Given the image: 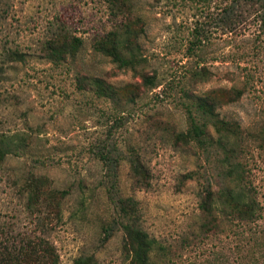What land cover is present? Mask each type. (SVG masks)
I'll return each instance as SVG.
<instances>
[{"label":"rangeland","instance_id":"1","mask_svg":"<svg viewBox=\"0 0 264 264\" xmlns=\"http://www.w3.org/2000/svg\"><path fill=\"white\" fill-rule=\"evenodd\" d=\"M218 1L131 0L129 19L141 31L136 42L143 60L123 69L90 47L118 21L103 0H0V132L23 135L26 143L23 155L10 154L0 165V221L14 231L46 235L60 264L80 254H92L98 264H121L119 196L136 201L138 224L163 243L192 226L198 194L207 183L215 188L219 177L214 156L205 161L193 143L175 139L174 132L186 126L183 92L215 89L221 100L232 87L242 88L239 98L217 108L218 116L245 132L264 121V37H255L251 25L225 30L215 15ZM56 13L82 43L75 54L51 62L39 43ZM195 20L206 80L189 72L197 58L186 50ZM7 49L22 52L23 60L9 57ZM82 75L127 84L136 93L116 124L110 102L77 88ZM142 75L153 76L154 86L143 84ZM135 159L142 168L137 176L131 170ZM248 165L264 229V152L253 150ZM26 171L44 175L46 189L67 191L59 221L21 206L15 181ZM106 225L112 230L104 239ZM207 247L190 258L199 264H264V240L251 246L221 238ZM215 250L220 258L208 253Z\"/></svg>","mask_w":264,"mask_h":264},{"label":"trees","instance_id":"2","mask_svg":"<svg viewBox=\"0 0 264 264\" xmlns=\"http://www.w3.org/2000/svg\"><path fill=\"white\" fill-rule=\"evenodd\" d=\"M208 2L209 0H203ZM110 16L117 17L115 27L91 41V49L114 63L118 68L134 69L143 60L137 50L136 39L141 31H136L129 19L131 0H103ZM215 15L225 30L253 26L255 37H264V0H219L215 2ZM218 10V11H217ZM186 46L188 55H195V66L189 72L192 77L206 80L207 73L203 59L197 50L201 44L199 21H193ZM44 38L39 43L41 54L51 62L63 60L75 54L81 39L73 35L64 16L53 14L47 22ZM7 55L23 60V53L7 49ZM198 63H202L197 66ZM194 69V70H193ZM153 76L142 75V83L154 86ZM77 88L87 89L97 97L112 104L115 114L112 123L121 118L125 104L134 102L135 92L128 85H112L97 76L76 77ZM231 88V87H230ZM242 88L225 92L219 99V92L208 90L201 95L184 93L181 102L186 126L174 132L176 140L193 143L204 154L216 160L215 169L219 184L212 188L210 183L203 186L198 194L196 212L192 226L185 229L172 243H163L149 234L138 224V208L131 197H117V211L121 230L119 256L121 264H199L194 259L196 253L208 248L211 240L228 238L243 240L256 246L264 240V229L259 227L263 207L258 199V191L249 177L248 165L253 150L264 152V121L252 131H241L236 122L218 116L217 108L234 101L242 94ZM1 95V93H0ZM212 131V133L209 132ZM26 152L25 136L0 132V165L10 154L21 156ZM102 153L99 157L102 158ZM131 170L134 176L142 174L141 164L135 159ZM15 183L18 185L21 206L30 215L50 214L60 220L62 201L66 190L44 188L47 180L44 175L26 171ZM40 233L42 232L41 227ZM112 226L103 227L104 239L109 237ZM13 233V235H12ZM211 246V245H210ZM209 250L211 247L208 248ZM251 252L252 250H246ZM219 250L208 251L219 257ZM250 253H247L249 256ZM0 264H60L54 244L46 235L35 231H14L6 221H0ZM70 264H98L92 254H80ZM225 264H228L225 262Z\"/></svg>","mask_w":264,"mask_h":264}]
</instances>
